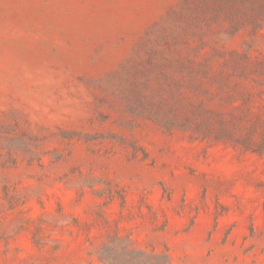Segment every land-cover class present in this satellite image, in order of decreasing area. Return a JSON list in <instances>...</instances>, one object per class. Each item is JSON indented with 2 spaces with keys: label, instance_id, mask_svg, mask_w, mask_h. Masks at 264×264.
<instances>
[{
  "label": "rangeland",
  "instance_id": "1",
  "mask_svg": "<svg viewBox=\"0 0 264 264\" xmlns=\"http://www.w3.org/2000/svg\"><path fill=\"white\" fill-rule=\"evenodd\" d=\"M0 264H264V0H0Z\"/></svg>",
  "mask_w": 264,
  "mask_h": 264
}]
</instances>
